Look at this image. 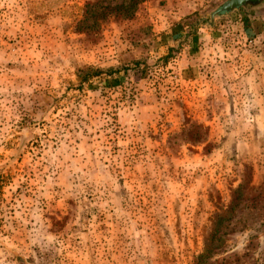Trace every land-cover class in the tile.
Wrapping results in <instances>:
<instances>
[{
	"label": "rangeland",
	"instance_id": "374dc122",
	"mask_svg": "<svg viewBox=\"0 0 264 264\" xmlns=\"http://www.w3.org/2000/svg\"><path fill=\"white\" fill-rule=\"evenodd\" d=\"M226 1L0 0V264H264V0Z\"/></svg>",
	"mask_w": 264,
	"mask_h": 264
},
{
	"label": "crops",
	"instance_id": "0c3cea01",
	"mask_svg": "<svg viewBox=\"0 0 264 264\" xmlns=\"http://www.w3.org/2000/svg\"><path fill=\"white\" fill-rule=\"evenodd\" d=\"M257 6L252 7L249 10H251L254 13L259 12L263 14V16L260 17V19L259 18L252 19V22H250V27L246 26L247 28L246 31L247 33H249V35H251V37H254L255 35H257V33L261 32L264 29V4L262 5V3H260V6L259 5ZM241 9H242V12H244V10H247L245 7H242Z\"/></svg>",
	"mask_w": 264,
	"mask_h": 264
},
{
	"label": "water",
	"instance_id": "95a60500",
	"mask_svg": "<svg viewBox=\"0 0 264 264\" xmlns=\"http://www.w3.org/2000/svg\"><path fill=\"white\" fill-rule=\"evenodd\" d=\"M261 1L262 0H227L216 12L225 14L245 5H257Z\"/></svg>",
	"mask_w": 264,
	"mask_h": 264
},
{
	"label": "trees",
	"instance_id": "16d2710c",
	"mask_svg": "<svg viewBox=\"0 0 264 264\" xmlns=\"http://www.w3.org/2000/svg\"><path fill=\"white\" fill-rule=\"evenodd\" d=\"M136 6H137L136 2H131L129 4H120V5H116V6L112 7V8H107V10H109L111 12H114V13H123V15L125 16L126 13L134 11ZM246 6H253V5H245V6H242V7H246ZM242 7H239V8H242ZM225 14H227V13H225Z\"/></svg>",
	"mask_w": 264,
	"mask_h": 264
}]
</instances>
